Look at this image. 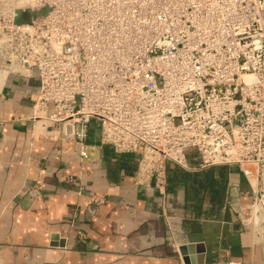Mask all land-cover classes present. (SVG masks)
<instances>
[{
  "label": "built area",
  "instance_id": "built-area-1",
  "mask_svg": "<svg viewBox=\"0 0 264 264\" xmlns=\"http://www.w3.org/2000/svg\"><path fill=\"white\" fill-rule=\"evenodd\" d=\"M28 10L47 12L17 23ZM0 60L39 81L32 127L82 159L136 156L135 183L163 198L170 165L238 167L239 219L264 234V0H0Z\"/></svg>",
  "mask_w": 264,
  "mask_h": 264
},
{
  "label": "crops",
  "instance_id": "crops-1",
  "mask_svg": "<svg viewBox=\"0 0 264 264\" xmlns=\"http://www.w3.org/2000/svg\"><path fill=\"white\" fill-rule=\"evenodd\" d=\"M1 66L0 264H184L191 244L204 264H264L261 236L239 219L252 197L238 167L170 165L163 198L135 183L136 156L95 146L82 159L73 142L32 127L37 77Z\"/></svg>",
  "mask_w": 264,
  "mask_h": 264
},
{
  "label": "water",
  "instance_id": "water-1",
  "mask_svg": "<svg viewBox=\"0 0 264 264\" xmlns=\"http://www.w3.org/2000/svg\"><path fill=\"white\" fill-rule=\"evenodd\" d=\"M33 16H38L40 15V13H33ZM258 235L261 236L262 238V242L264 243V234L262 233V228L259 227L258 229ZM59 238L58 234H53L52 236V240L55 241ZM55 243V242H54ZM61 244L63 245V242H61ZM201 246H197V248H200ZM195 252V246L188 245V246H183L180 248V254L182 256L183 262L184 264H204V256L203 255H199L197 256V258L194 255ZM198 253H200V251H197Z\"/></svg>",
  "mask_w": 264,
  "mask_h": 264
},
{
  "label": "rangeland",
  "instance_id": "rangeland-1",
  "mask_svg": "<svg viewBox=\"0 0 264 264\" xmlns=\"http://www.w3.org/2000/svg\"><path fill=\"white\" fill-rule=\"evenodd\" d=\"M47 10H43L40 15H44L46 14ZM33 18V14L31 11H20L17 18H16V22L17 23H27L29 21H31Z\"/></svg>",
  "mask_w": 264,
  "mask_h": 264
}]
</instances>
